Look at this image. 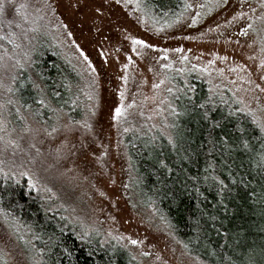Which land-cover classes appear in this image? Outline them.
I'll return each instance as SVG.
<instances>
[{
  "label": "rangeland",
  "instance_id": "374dc122",
  "mask_svg": "<svg viewBox=\"0 0 264 264\" xmlns=\"http://www.w3.org/2000/svg\"><path fill=\"white\" fill-rule=\"evenodd\" d=\"M184 3L181 18L161 27L140 0H0V21L46 37L84 86L76 121L62 111L44 125L25 116L0 144V163L78 237L118 245L139 264L206 263L146 202L123 132L168 123L172 81L191 75L264 133V0ZM37 244L0 215V264H40Z\"/></svg>",
  "mask_w": 264,
  "mask_h": 264
},
{
  "label": "trees",
  "instance_id": "16d2710c",
  "mask_svg": "<svg viewBox=\"0 0 264 264\" xmlns=\"http://www.w3.org/2000/svg\"><path fill=\"white\" fill-rule=\"evenodd\" d=\"M161 27L185 13L184 0H140ZM59 49L0 21V144L31 116L81 115L84 86ZM168 123L123 132L146 202L165 217L187 251L206 264H264V133L237 106L195 76L175 78ZM12 127L14 130H12ZM0 163V215L38 241L40 264H139L122 247L81 239ZM19 184V185H18ZM25 228V229H24Z\"/></svg>",
  "mask_w": 264,
  "mask_h": 264
},
{
  "label": "snow or ice",
  "instance_id": "6c2138e0",
  "mask_svg": "<svg viewBox=\"0 0 264 264\" xmlns=\"http://www.w3.org/2000/svg\"><path fill=\"white\" fill-rule=\"evenodd\" d=\"M0 11H3V6L0 5ZM135 43L143 44V41H135ZM122 114V110L120 108L116 109V116L119 117ZM133 243H136V241H133Z\"/></svg>",
  "mask_w": 264,
  "mask_h": 264
}]
</instances>
